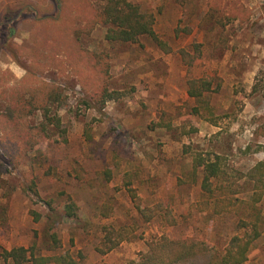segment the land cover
Instances as JSON below:
<instances>
[{
	"label": "rangeland",
	"instance_id": "1",
	"mask_svg": "<svg viewBox=\"0 0 264 264\" xmlns=\"http://www.w3.org/2000/svg\"><path fill=\"white\" fill-rule=\"evenodd\" d=\"M132 1L155 14V31L170 52L147 36L110 43L107 26L83 32L79 46L103 57L100 68L90 71L82 62L76 72L66 62L65 71L52 65L41 74L57 88L47 114L60 125L48 126L47 137L25 148L5 133L3 118L12 114L11 92L23 84L32 58L53 50L41 38L53 35L48 20L61 8L58 0H0V264H15L4 252L18 247L29 250L23 264H57L58 257L127 264L162 235L222 251L237 233L238 215L215 214L201 173L193 176V158L220 156L225 184L238 180L234 197L251 201L254 184L244 185L243 177L264 162V0ZM91 2L101 7L104 0ZM195 45L201 54L189 69L182 51L195 56ZM189 78L211 82L204 94L211 112L189 95ZM44 114L35 110L23 124H48ZM130 190L147 209L171 208L177 225L168 226L164 216L147 221ZM68 201L78 206V218L52 210L62 214ZM247 208L248 221L253 212ZM258 208L264 215V197ZM112 243L117 247L109 251ZM245 264H264V233Z\"/></svg>",
	"mask_w": 264,
	"mask_h": 264
},
{
	"label": "trees",
	"instance_id": "2",
	"mask_svg": "<svg viewBox=\"0 0 264 264\" xmlns=\"http://www.w3.org/2000/svg\"><path fill=\"white\" fill-rule=\"evenodd\" d=\"M58 4L61 8L59 17L48 20V24L52 27L50 33L53 35L50 36L48 32L44 38H41L42 43H52L54 48L52 50L49 46L48 50L50 51H46V54L38 56V53H36L32 58L29 67L26 69L27 76L23 84L19 88H14L11 92L12 114L3 118V121H5V133L8 136L12 135V140L21 146H26L25 148L29 146L31 148L33 140H38L39 142L40 137H47L48 126L60 125L59 120H52L47 114V105L52 101L53 94L56 93L57 88L41 81V74L52 65L65 71L67 69L66 62L76 72H81L79 65L82 62L85 65H89L90 71L99 70L100 60L103 57L79 46V38L83 32L90 33L98 25L107 26L105 38L110 43L137 42L140 37L147 36L166 52H170L167 44L160 39L155 31V14L153 12L144 13L140 5L132 0H104L101 7H97L91 0H58ZM73 13L76 16L70 18ZM77 16L78 18L76 19ZM231 17L236 18V15L232 12ZM78 20L82 21L84 25H74ZM42 24H45V22L40 23V25ZM195 46V56L185 50L182 51V57L189 69L194 66L201 54L199 46ZM42 58H46L47 63L40 62ZM27 82L30 84L27 85ZM188 86L189 95L195 98L201 107L211 112L209 103L204 101V94L211 91V82L204 79L189 78ZM108 93L107 87L102 90V99L99 101L103 105ZM40 109L45 110L44 116L48 124L42 123L38 127L23 124L33 111ZM199 112V109L196 110V113ZM23 128H25V131ZM1 146L9 153L4 143H1ZM200 173L202 176L201 189L204 195H207L214 202L213 209L215 214L221 215L234 212L238 215L237 233L229 239L222 251H219L206 241L191 238L172 239L167 235H162L153 238L148 243V252L142 254L138 261L133 260L127 264H182L199 257L207 258L208 264H245L248 261L254 243L264 233V215L262 210L258 208V204L264 197V185L260 193L257 191L261 189L259 183L264 184V162L258 163L248 175L243 177L244 185L254 184V193L251 201H244L234 197L239 194L237 190H233V188L238 187V180L234 184L230 182H228L230 184H225V171L220 156L216 155L214 161H208L201 154L196 155L193 158V176H198ZM30 188L33 191L35 190L32 187ZM228 189L232 190L231 194H233V197H226L225 191ZM130 193L136 210L147 221H151L156 216H164L168 226L177 225V220L171 208L157 205L154 208L147 209L141 204L140 198L134 190H130ZM245 205L251 207L247 209L253 212L252 220H244L246 219L243 215ZM62 206H65L64 210L63 207L61 209L62 214L57 209L51 208L56 215L78 218V206L74 202L68 201ZM110 234L111 232L108 230V242H112ZM52 236L55 243H57L56 236L54 234ZM116 247L117 245L112 243L108 250H113ZM28 253V249L18 247L11 251H5L4 257L5 259H12L15 264H23L28 261ZM55 260L57 264H76L73 260L64 263L62 257H58Z\"/></svg>",
	"mask_w": 264,
	"mask_h": 264
}]
</instances>
